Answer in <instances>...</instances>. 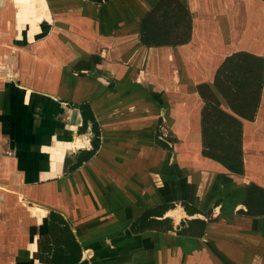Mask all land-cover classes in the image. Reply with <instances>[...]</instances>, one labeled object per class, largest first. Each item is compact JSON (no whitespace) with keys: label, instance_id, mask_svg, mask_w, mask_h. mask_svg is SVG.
Returning <instances> with one entry per match:
<instances>
[{"label":"crops","instance_id":"obj_1","mask_svg":"<svg viewBox=\"0 0 264 264\" xmlns=\"http://www.w3.org/2000/svg\"><path fill=\"white\" fill-rule=\"evenodd\" d=\"M159 1L0 0V264H44L52 212L87 264H264V215L246 205L264 190V1L179 0L189 40L165 22L168 45H145ZM239 52L263 59L242 175L202 155L199 92L231 113L214 83Z\"/></svg>","mask_w":264,"mask_h":264},{"label":"trees","instance_id":"obj_2","mask_svg":"<svg viewBox=\"0 0 264 264\" xmlns=\"http://www.w3.org/2000/svg\"><path fill=\"white\" fill-rule=\"evenodd\" d=\"M102 2L103 0H97ZM108 1V0H104ZM264 1V0H262ZM185 18L182 23L185 32L177 44H184L190 38L191 18L179 0H160L143 20L141 38L145 45H168L162 42L164 30L162 24L168 16L176 13ZM167 16V17H166ZM143 32V33H142ZM263 82V59L245 52L235 53L225 59L215 76L214 86L223 97L231 113L220 108V101L207 86H199V92L204 100L201 112L202 155L223 165L233 174H243L241 160V128L240 119L253 120L258 108ZM242 103V105H241ZM84 126L90 116V108L82 107ZM237 116V117H236ZM95 139L93 150L84 154L77 162L80 165L88 161L98 147L97 126L93 125ZM159 142V141H157ZM163 145V144H162ZM166 144H164L165 146ZM247 207L253 210L249 213L264 215V190L251 184L247 188ZM168 206H162L164 210ZM154 210L145 215L153 213ZM153 222V221H152ZM200 232L191 236L200 237L203 234L204 222L192 221ZM39 244L38 259L44 264H87L80 262L81 250L76 243L67 223L56 213L49 215V234ZM49 246H48V245Z\"/></svg>","mask_w":264,"mask_h":264},{"label":"rangeland","instance_id":"obj_3","mask_svg":"<svg viewBox=\"0 0 264 264\" xmlns=\"http://www.w3.org/2000/svg\"><path fill=\"white\" fill-rule=\"evenodd\" d=\"M178 10H179L178 12L180 14L179 17H178V14L176 13L172 17L171 16H168V17L166 16L167 19L165 21V22H167V23H169L171 25V29H169V34L171 35L170 37L175 38V39L180 34V32H178L177 29L175 28V26L177 27L178 25H180L185 19V18L181 17V10L180 9H178ZM241 105H242V103H241ZM166 138H169V139H167L168 142H173V139H172V137L170 135L167 134Z\"/></svg>","mask_w":264,"mask_h":264}]
</instances>
